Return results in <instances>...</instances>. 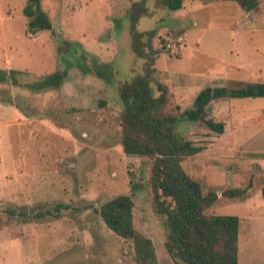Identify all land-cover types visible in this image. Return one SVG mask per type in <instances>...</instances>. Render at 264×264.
<instances>
[{"label":"rangeland","instance_id":"obj_1","mask_svg":"<svg viewBox=\"0 0 264 264\" xmlns=\"http://www.w3.org/2000/svg\"><path fill=\"white\" fill-rule=\"evenodd\" d=\"M137 1L42 0L52 29L31 33L22 12L27 0H0V69L19 70L28 83L65 72L60 86L40 92L0 82V264H134L132 242L96 211L119 194H132L135 226L152 240L158 264H174L152 202L150 166L121 146L118 84L144 64L129 36ZM207 1L183 0L174 11L144 0L150 14L137 30L167 28V37L152 41L154 77L172 93L165 113L190 108L206 86L264 82V0L249 12L222 0L197 9ZM193 18L198 25L183 41L178 33ZM167 44L178 47L171 52ZM218 59L231 64L222 77ZM208 113L224 122L223 133L185 118L175 124L178 134L204 146L182 166L204 192H217L208 213L238 217V264H264V158L235 155L264 152V97L215 100ZM234 178L251 187L239 197L221 196Z\"/></svg>","mask_w":264,"mask_h":264},{"label":"trees","instance_id":"obj_2","mask_svg":"<svg viewBox=\"0 0 264 264\" xmlns=\"http://www.w3.org/2000/svg\"><path fill=\"white\" fill-rule=\"evenodd\" d=\"M41 1L27 0L22 10L31 33L52 29L50 16L41 7ZM232 1L246 12L260 4V0ZM155 3L157 7L174 11L183 7V0H155ZM148 14L144 0L133 3L129 10L131 48L136 57L144 59V64L141 74L118 84L122 149L125 154L139 157L150 166L152 202L155 212L164 218V247L174 264H238L239 219L235 215L207 212L217 200V192H204L201 183L182 166L184 159L199 153L204 146L178 134L175 124L185 118L221 134L224 122L209 116L210 103L221 99L264 97V82L206 86L196 94L190 108L178 115L165 113L163 107L172 93L154 77L157 52L152 48V41L157 29L139 31L136 27L139 18ZM62 43L71 44L64 40ZM64 77V71H54L28 83L21 80V71L0 69V82H10L33 92L58 87ZM235 155L242 160L264 158V152L257 151H237ZM135 187L137 185L132 188ZM250 187L251 182L242 188L234 178L220 194L235 198L244 195ZM261 197L264 199V184ZM133 206L132 194H119L102 203L96 211L112 232L132 242L134 264H158L152 240L135 226ZM8 212L15 213L13 209Z\"/></svg>","mask_w":264,"mask_h":264},{"label":"crops","instance_id":"obj_3","mask_svg":"<svg viewBox=\"0 0 264 264\" xmlns=\"http://www.w3.org/2000/svg\"><path fill=\"white\" fill-rule=\"evenodd\" d=\"M222 1H232V0H222ZM215 2H216V1H215ZM260 2H261V0H260ZM212 4H213V1L210 0V1L205 2V3L203 4V6L199 5V6L197 7V9L208 8V7H211ZM184 14H185V13H181V16L184 17V16H185ZM191 18H192V17H191ZM186 22H187V20H183V21H182V25H185ZM197 25H198V21H197L195 18H193V20H192V27H191V28H188V29H186V30H184V31H181V30H180V32H179L178 34H180V36L182 37L183 41H184V37H183V35H184V36L187 35L188 31L191 30V29H194L195 26H197ZM158 35H165V36L167 37V28L157 29V34H156V36H158ZM155 38H156V37H155ZM180 48H181V47H180ZM179 52H180V51H179ZM218 61H219V62H218V65H219L220 68H218L217 71H216L215 73L217 74L218 77H222V75H224V69H225L226 67L231 66V64L227 63L225 60H220V59H218Z\"/></svg>","mask_w":264,"mask_h":264},{"label":"built area","instance_id":"obj_4","mask_svg":"<svg viewBox=\"0 0 264 264\" xmlns=\"http://www.w3.org/2000/svg\"><path fill=\"white\" fill-rule=\"evenodd\" d=\"M167 47H172L171 49V52H173V51H175L174 49L176 48L177 49V47H178V45H171V44H167Z\"/></svg>","mask_w":264,"mask_h":264},{"label":"water","instance_id":"obj_5","mask_svg":"<svg viewBox=\"0 0 264 264\" xmlns=\"http://www.w3.org/2000/svg\"><path fill=\"white\" fill-rule=\"evenodd\" d=\"M151 92H152V89H151Z\"/></svg>","mask_w":264,"mask_h":264}]
</instances>
